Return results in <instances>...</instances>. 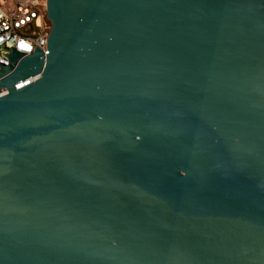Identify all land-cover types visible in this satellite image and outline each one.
Masks as SVG:
<instances>
[{"label":"water","instance_id":"95a60500","mask_svg":"<svg viewBox=\"0 0 264 264\" xmlns=\"http://www.w3.org/2000/svg\"><path fill=\"white\" fill-rule=\"evenodd\" d=\"M44 5L0 80V264H264V0Z\"/></svg>","mask_w":264,"mask_h":264},{"label":"built area","instance_id":"2783aa9c","mask_svg":"<svg viewBox=\"0 0 264 264\" xmlns=\"http://www.w3.org/2000/svg\"><path fill=\"white\" fill-rule=\"evenodd\" d=\"M48 0H0V72L12 64L11 54L16 51L21 56L14 69L0 78L11 74L18 64L36 52L40 47L44 55L50 53L48 39L52 21L44 4ZM41 74L28 78L16 85L21 88L40 78ZM8 89L0 92V97Z\"/></svg>","mask_w":264,"mask_h":264}]
</instances>
